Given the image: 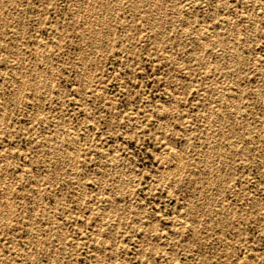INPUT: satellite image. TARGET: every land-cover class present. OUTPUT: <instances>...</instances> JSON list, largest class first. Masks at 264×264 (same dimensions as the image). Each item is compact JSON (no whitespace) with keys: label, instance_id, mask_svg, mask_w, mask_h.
I'll return each mask as SVG.
<instances>
[{"label":"rangeland","instance_id":"1","mask_svg":"<svg viewBox=\"0 0 264 264\" xmlns=\"http://www.w3.org/2000/svg\"><path fill=\"white\" fill-rule=\"evenodd\" d=\"M101 1L0 0V264H264V0Z\"/></svg>","mask_w":264,"mask_h":264},{"label":"bare ground","instance_id":"2","mask_svg":"<svg viewBox=\"0 0 264 264\" xmlns=\"http://www.w3.org/2000/svg\"><path fill=\"white\" fill-rule=\"evenodd\" d=\"M86 3H87V1H86ZM91 4V3H90ZM154 4V3H153ZM161 4V3H160ZM119 5V4H118ZM99 7H101V8H103L104 10H106V11H109V10H111V8L109 7V5H108V1L107 0H103V1H101L100 3H99V5H98ZM87 6H85V8H86ZM118 7V6H117ZM120 8V7H119ZM95 8L94 7H91L90 8V10L91 11H93ZM83 10V9H82ZM86 10V9H85ZM88 10V9H87ZM117 10V9H116ZM119 10V9H118ZM164 10V9H163ZM174 10V9H173ZM180 10V9H179ZM105 11V12H106ZM177 11V10H176ZM83 13V12H82ZM87 13V12H86ZM93 13V12H92ZM116 14V13H115ZM160 14V13H159ZM78 16V15H77ZM104 16H105V14H104ZM190 18V17H189ZM77 19V18H76ZM75 19V20H76ZM83 19V18H82ZM88 19V18H87ZM108 19V18H107ZM6 20V19H5ZM100 20H102V19H100ZM189 20V19H188ZM251 22H252V20H250ZM8 22V21H7ZM89 22H91V21H89ZM99 22V21H98ZM97 22V23H98ZM104 22V21H103ZM112 22V21H111ZM192 22V21H191ZM96 23V24H97ZM109 23V22H108ZM232 23V22H231ZM106 24V23H105ZM255 25V24H254ZM79 26V25H78ZM229 26H230V24H229ZM83 27H84V25H83ZM160 28V27H159ZM235 28H237V27H235ZM63 29V28H62ZM247 29V28H246ZM249 30V29H248ZM254 31V30H253ZM58 32V31H57ZM61 32V31H60ZM250 32H251V30H250ZM78 33V32H77ZM87 34V33H86ZM100 34V33H99ZM98 34V35H99ZM256 34V33H255ZM236 36V35H235ZM97 38V37H96ZM109 38V37H108ZM248 39H249V37H247ZM84 39V38H83ZM195 39V38H194ZM231 39V38H230ZM229 39V40H230ZM236 39V38H235ZM55 41H56V37H55ZM85 41V40H84ZM100 41V40H99ZM235 41V40H234ZM248 41V40H247ZM57 42V41H56ZM193 42V41H192ZM41 43V42H40ZM39 43V44H40ZM43 43V42H42ZM202 44V43H201ZM236 44V43H235ZM43 45V44H42ZM199 45V44H198ZM41 46V45H40ZM200 46V45H199ZM203 46H205V44L203 43ZM237 46V45H236ZM40 48V47H39ZM204 49V48H203ZM202 49V50H203ZM241 49V48H240ZM86 51V50H85ZM95 51V50H94ZM97 51V50H96ZM201 51V50H200ZM202 52H204V51H202ZM12 54V53H11ZM49 55V54H48ZM90 55V54H89ZM85 56V55H84ZM51 57V56H50ZM89 57V56H88ZM170 57V56H169ZM234 58V57H233ZM33 59H34V57H33ZM39 62H41V61H39ZM235 62V61H234ZM245 62V61H244ZM36 63V62H35ZM38 63V62H37ZM44 63V62H43ZM50 64V63H49ZM238 65V64H237ZM48 66H50V65H48ZM52 66V65H51ZM236 66V65H235ZM18 67V66H17ZM45 67H47L46 65H45ZM84 67V66H83ZM43 68H44V65H43ZM55 68V67H54ZM42 69V68H41ZM82 70V69H81ZM17 71V70H16ZM43 71V70H42ZM45 71H46V69H45ZM83 72V71H82ZM42 73V72H41ZM46 73V72H45ZM13 74H16V73H14L13 72ZM39 74V73H38ZM38 74H37V76H38ZM40 75V74H39ZM49 75V74H48ZM52 75V74H51ZM15 76H17V74L15 75ZM36 76V75H35ZM41 76V75H40ZM44 76V75H43ZM42 77V76H41ZM45 77V76H44ZM50 77V76H49ZM40 77H38V79H39ZM12 79V78H11ZM10 79V80H11ZM34 79H35V77H34ZM41 79V78H40ZM42 80H44V79H42ZM41 80V81H42ZM52 80V79H51ZM23 81V80H22ZM35 81H36V79H35ZM23 84V83H22ZM40 84V83H39ZM37 88H38V86H37ZM41 88V87H40ZM21 89H22V87H21ZM36 89V88H35ZM18 90V89H17ZM34 91V90H33ZM16 92V91H15ZM18 96V95H17ZM14 97V96H13ZM234 99V98H233ZM16 101H17V99H16ZM5 102V101H4ZM215 109V108H214ZM1 111V110H0ZM3 117V116H2ZM131 124V123H130ZM54 131V130H53ZM209 132H211V131H209ZM57 141H60V140H57ZM243 141V140H242ZM47 143V142H46ZM59 143V142H58ZM79 143V142H78ZM51 144V143H50ZM49 144V145H50ZM80 144V143H79ZM79 144H77V145H79ZM213 144V143H212ZM209 145V144H208ZM229 145V144H228ZM249 145V144H248ZM65 146V145H64ZM76 146V145H75ZM209 147V146H208ZM75 148V147H74ZM73 148H71L70 150H72ZM211 150V149H210ZM214 151V150H213ZM176 152V151H175ZM211 152V151H210ZM181 154V153H180ZM71 155V154H70ZM172 155V154H171ZM176 155H177V153H176ZM179 155V154H178ZM42 157V156H41ZM176 157V156H175ZM180 157H182V155L180 156ZM178 158V157H177ZM186 158V157H185ZM234 158V157H233ZM62 159V158H61ZM66 159V158H65ZM71 160V159H70ZM178 160V159H177ZM208 160V159H207ZM64 161V160H63ZM175 161H176V159H175ZM179 161V160H178ZM177 161V162H178ZM180 162V161H179ZM177 163V165L178 164H180V163ZM206 162V161H205ZM219 162V161H218ZM176 164V163H175ZM211 165V164H210ZM5 166V165H4ZM182 166H184V165H182ZM216 166H217V164H216ZM178 167V166H177ZM211 167V166H210ZM176 167H173V169H175ZM184 168V167H183ZM176 170V169H175ZM180 170V169H179ZM214 173V172H213ZM211 174H212V172H211ZM218 174V173H217ZM224 175V174H223ZM121 176V175H120ZM119 177V176H118ZM220 177V176H219ZM213 178H215V177H213ZM4 179V178H3ZM215 180V179H214ZM179 181V180H178ZM127 183V182H126ZM4 184H5V182H4ZM6 185V184H5ZM8 188V187H7ZM125 188V187H124ZM39 189V188H38ZM8 190V189H7ZM9 190H11V189H9ZM124 190V189H123ZM9 192V191H8ZM123 192V191H122ZM223 192V191H222ZM6 193V192H5ZM12 193V192H11ZM213 194V193H212ZM211 195V194H210ZM6 200H9V199H6ZM213 200V199H212ZM255 201V200H254ZM6 202V201H5ZM9 203H10V201H9ZM11 204V203H10ZM10 206V205H9ZM11 209V208H10ZM3 210V209H2ZM7 210V209H6ZM33 210V209H32ZM3 212V211H2ZM7 212V211H6ZM12 212V211H11ZM10 212V213H11ZM10 213H8V214H10ZM212 213V212H211ZM4 216V215H3ZM124 217V216H123ZM219 217V216H218ZM121 218V217H120ZM101 220V219H100ZM181 222H182V220H181ZM195 223V222H194ZM183 224V223H182ZM236 224V223H235ZM104 225H106V223L104 224ZM181 226V225H180ZM184 226V225H183ZM223 226V225H222ZM194 230V229H193ZM60 232V231H59ZM63 234V233H62ZM64 235H65V233H64ZM39 245V244H38ZM98 246H100V245H98ZM39 248V247H38ZM41 248V247H40ZM102 248V247H101ZM228 251V250H227ZM249 253V252H248ZM20 255V254H19ZM30 255V254H29ZM21 256V255H20ZM24 256V255H23ZM18 260V259H17ZM250 260V259H249ZM5 261V260H4ZM52 261V260H51ZM250 262V261H249ZM252 263V262H251ZM250 264V263H249Z\"/></svg>","mask_w":264,"mask_h":264}]
</instances>
